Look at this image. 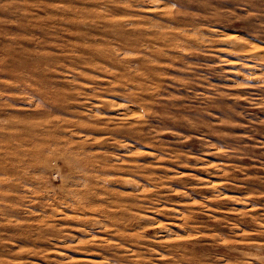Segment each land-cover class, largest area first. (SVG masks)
<instances>
[{"label":"rangeland","instance_id":"rangeland-1","mask_svg":"<svg viewBox=\"0 0 264 264\" xmlns=\"http://www.w3.org/2000/svg\"><path fill=\"white\" fill-rule=\"evenodd\" d=\"M0 264H264V0H0Z\"/></svg>","mask_w":264,"mask_h":264}]
</instances>
